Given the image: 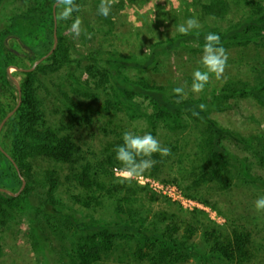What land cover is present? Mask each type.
Returning <instances> with one entry per match:
<instances>
[{
	"label": "rangeland",
	"instance_id": "374dc122",
	"mask_svg": "<svg viewBox=\"0 0 264 264\" xmlns=\"http://www.w3.org/2000/svg\"><path fill=\"white\" fill-rule=\"evenodd\" d=\"M15 1H7L6 7L2 8L0 31L8 25L7 18L17 6H25L22 0ZM99 4L100 0H83L81 6V15L92 31L87 35L88 42H82V34L79 38L73 37L69 31L71 19L61 21L65 33L75 43L73 58L82 61L83 67L75 65V76L92 85L97 80L85 69L92 64L86 61L88 57L99 56L105 61L112 52L126 57L128 63L138 61L145 64L157 48L176 43L186 36L177 33L176 28L189 18L195 17L200 25L189 34L211 32L220 38L229 31L239 30L249 21L264 22V0H112L110 15L106 19L97 14ZM49 36L50 32L43 31L37 42L23 43L15 38L7 42L10 50L9 81L14 88L0 92V103L8 115L19 104L17 84L21 87L24 78L16 65L24 67L19 70L33 68L38 61L32 60L30 47L44 43ZM203 44L190 42L173 51L162 50L147 69L127 64L120 69L130 80L162 90L166 100L172 103L185 106L197 102L209 108L210 120L233 134L232 138L222 141L224 158L232 166L229 173L217 180L204 176L203 170L211 166L200 156L204 151L208 153L205 142L210 137L205 136L208 125L201 116L196 117L193 110H179V121L173 122V116L163 115L151 99L134 94L132 99L136 107L131 106L122 101L110 85L98 91L93 88L95 98L89 99L83 95L88 89L81 90L68 79L67 68L57 74L42 75L38 93L47 125L60 137L69 140L72 152L64 161L35 158L34 172L37 178L43 170L54 173L59 186L57 199L66 205L65 214L73 210L80 220L100 221V211L91 212L75 203L74 196L83 193L79 178L86 176L97 186H108L111 179L99 169H113V173L119 169L114 148L122 143V134L125 131L138 135L151 133L162 147L170 149V155L163 158L166 162L162 178L154 179L177 187L184 197L202 204V209H186L139 186L136 181L138 187L147 191H139L134 200L124 201V208L142 211L144 214L136 219L145 218L139 225L151 232H163L169 223H182L184 229H192L195 235L191 240L184 230L179 236L187 247H194L208 226L231 237L237 228L239 234L251 242L254 259L249 264H264V212L258 213L254 207L256 199L264 195V164L256 154H264V103L255 91L264 88V27H252L241 38L235 36L233 41L222 44L228 55L224 73L220 79L211 77L203 92L193 93L192 74L198 68L203 70L200 64ZM54 47L55 44L52 50ZM177 87L184 89L182 97L173 94L172 90ZM75 103L83 105V114L75 115L80 121L72 118L71 107ZM147 116L156 123L155 129ZM234 138L252 148L239 144ZM246 167L251 177L245 175ZM17 170L22 186L17 189L15 197L22 196L31 182L21 176L19 168ZM115 177L120 179L118 183H122L121 178ZM163 178L176 179L180 185ZM31 183L36 192L30 197L24 195L21 206L14 207L0 227V264H60L63 260L68 264L82 263L81 254L75 248L85 242L81 237L97 233L75 235L73 226L63 217L52 212L48 216L38 215L36 212L41 207L38 195L46 196L47 190L40 180ZM126 219L116 210L108 211L107 221L111 225L123 223ZM113 234L117 250L108 257L102 255V260L95 264H139L133 254L140 236L127 231ZM72 243L76 245L71 248ZM188 264L200 263L194 258Z\"/></svg>",
	"mask_w": 264,
	"mask_h": 264
},
{
	"label": "trees",
	"instance_id": "16d2710c",
	"mask_svg": "<svg viewBox=\"0 0 264 264\" xmlns=\"http://www.w3.org/2000/svg\"><path fill=\"white\" fill-rule=\"evenodd\" d=\"M7 1L9 0H0V12L2 8L6 7L5 3ZM22 2L25 6H17L15 12L11 13L7 18L9 19L8 25L0 31V92L14 88L13 84L9 81L10 76L8 73L10 50L8 49L7 42L10 39L15 38L23 43L27 41L37 42L43 31L50 32L51 36L44 43H38L35 47H30L33 53L32 60L37 62L51 53L52 47L55 44L54 35L57 24L58 46L52 55L43 61L36 70L22 72L24 78L21 83V106L0 132V227L4 225V219L8 214H12L13 208L21 206L24 195L30 197L36 192V188L31 182L40 180V183L47 190V195L41 196L37 194L38 199L41 201V207L36 212L38 215L48 216L52 212L59 218L63 217V219L68 220L71 226H73L76 231L75 235H80L83 232L97 233L95 236L87 235L81 237V239H85V242L80 243L77 249L75 248V251L81 254L82 263L80 264H95L102 260V255L108 257L113 254L117 250L116 236L113 232L117 231L133 232L140 236L133 254V258L139 264H188L194 258L199 260L200 264L251 263L254 259L251 242L248 238H244L239 234L237 228H235L231 237L230 235L226 236L219 229L208 226L204 229L205 231H203L200 241L194 247H187L186 243L181 238L179 239L183 230L190 240L195 235L192 229H187L188 227L186 228L187 230L184 229L182 223L167 224L164 228V233L161 231L151 232L144 229V226L139 224L145 221V218H140L141 221L136 219L138 215L144 213L142 211L126 210L123 202L134 200L137 194L147 190L138 187L136 182L132 180H122V183H118L117 181L120 179L114 176L113 169L105 167L99 169L101 173L111 179L108 186H97L86 176L79 178V186L82 187L83 193L81 196H74L75 203L88 211L90 210L95 213L100 211L102 213L100 221L93 220L87 222L86 220H80L76 215V211L72 210L68 214L64 213L66 205L57 199L59 186L54 173L49 170H43L40 179L37 178V174L33 168V161L37 157L64 161L67 160V156L72 152L69 140L60 137L47 125L42 113V102L38 93V86H42V75L57 74L60 70L67 68L69 69L68 79L79 86L81 90L86 91L88 89L83 95L89 99L95 98L92 92L93 88L98 91L110 85L114 93L122 101L127 102L131 106L136 107L132 99L134 94L151 99L156 109L161 111L163 115L173 116V122L179 121V110L184 108L193 110L196 117L197 115L201 116L208 125L205 136H209L210 139L205 142V146L209 151L208 153L202 152L200 159L204 160L206 158L211 168L203 170L204 176L207 179L217 180L229 173L232 166L224 158L225 149L222 146V141L227 137L232 138L233 134L218 127L210 120L208 116L209 108L205 107L204 110H200L199 105L201 104L197 102H189L185 106L172 103L166 100L165 93L162 90L143 83L134 82L120 69L121 67H125L126 64L147 69L153 65L154 60L162 50L173 51L176 47L181 48L190 42H205L204 37L208 33L189 34L179 38L176 43L157 48L145 64H140L138 61L128 63L126 62V57L112 52L108 53V58L105 61L100 59L99 56L97 58L88 57L86 61L91 62L93 65L85 66V69L90 76L97 80L92 85L89 81L81 82V79L75 76V65L83 67L81 65L82 61L73 58L76 48L75 43L69 39L61 22L56 23L55 21L53 0H22ZM76 3L80 8L78 12L73 13L71 23L72 20L79 16L84 30L82 42H88L87 35L92 31L88 22L85 21L86 19L81 15L83 0H76ZM252 27H264V22L249 21L243 24L239 30L229 31L223 38H220L221 43L225 44L233 41L235 36L241 38V35L246 34ZM246 37H242V39ZM46 47L50 48L45 50ZM108 63L110 66L107 65ZM16 66L17 69L24 68L21 64ZM263 90L264 88H259L255 91L257 97L264 103ZM82 108V104H73L71 107L72 118L80 121L81 119L75 115L81 116L83 114ZM7 116L8 113L4 111L0 103V122L6 119ZM147 119L155 129L156 123L152 121L150 116H147ZM234 140L239 144L252 148L251 145L244 143L240 139L234 138ZM256 154L264 164V154ZM152 159L156 161L155 164L143 174L161 179L163 166L166 161L159 154H154ZM197 159L198 157L195 161ZM14 163L17 164L21 176L31 181L27 184L23 195L19 197H15L14 194L17 193V189L21 188L22 181ZM244 173L247 177H251L249 168L246 167ZM163 180L180 185V182L176 179L163 178ZM188 195L191 196L190 194ZM114 205L117 207H114ZM110 210H116L119 215H123L128 219L123 223L111 225L107 221L108 211ZM40 238L43 239L42 235ZM62 242L64 243L63 240ZM75 245L76 243H72L71 248L72 246L75 247ZM59 254L61 255V252ZM60 264L68 263L63 260Z\"/></svg>",
	"mask_w": 264,
	"mask_h": 264
},
{
	"label": "clouds",
	"instance_id": "9594fccd",
	"mask_svg": "<svg viewBox=\"0 0 264 264\" xmlns=\"http://www.w3.org/2000/svg\"><path fill=\"white\" fill-rule=\"evenodd\" d=\"M53 7L57 23L72 19L73 13L78 12L80 8L76 0H53ZM111 7L112 0H100L97 14L106 19L110 15ZM199 27L198 20L192 17L179 25L176 32L180 35H188ZM69 31L75 38L81 36L84 30L79 16L72 20ZM204 41L200 59L203 70L198 68L192 74L191 91L193 93L203 92L211 77L220 79L228 61L226 49L218 34L210 32L204 37ZM172 91L177 97H182L184 94V89L181 87L174 88ZM205 107L204 104L199 105L200 110H204ZM114 152V159L120 165L117 176L122 180L140 179L143 173L155 164L156 161L152 159L154 154H159L161 158L170 155V149L162 147L151 133L138 135L129 131L122 134V143L114 148ZM254 207L258 213L264 212V195L256 199Z\"/></svg>",
	"mask_w": 264,
	"mask_h": 264
},
{
	"label": "built area",
	"instance_id": "2783aa9c",
	"mask_svg": "<svg viewBox=\"0 0 264 264\" xmlns=\"http://www.w3.org/2000/svg\"><path fill=\"white\" fill-rule=\"evenodd\" d=\"M118 170L119 169H115V176H117ZM133 180L136 181L139 186L148 188L158 195L165 196L171 201L182 205L186 209H189L191 211L195 209H202V204L187 199L182 195V193L177 187L172 186L171 184H167L144 175H142L141 178L138 180Z\"/></svg>",
	"mask_w": 264,
	"mask_h": 264
},
{
	"label": "water",
	"instance_id": "95a60500",
	"mask_svg": "<svg viewBox=\"0 0 264 264\" xmlns=\"http://www.w3.org/2000/svg\"><path fill=\"white\" fill-rule=\"evenodd\" d=\"M54 16H55V9H54ZM57 23V22H56ZM57 45H58V37H57V24H56V27H55V47H54V49L51 51V53L47 56V57H45L44 59H42V60H40V61H38L36 64H35V66L33 67V68H31V69H28V70H19V69H17V71H34L35 69H36V67L39 65V64H41L43 61H45L50 55H52V53L55 51V49H56V47H57ZM10 74V73H9ZM17 88H18V93H19V97H20V101H19V104H18V106L14 109V111L12 112V113H10L7 117H6V119L3 121V123L1 124V126H0V132H1V130H2V128L4 127V125L11 119V117H13L14 116V114L17 112V110L19 109V107L21 106V103H22V101H21V99H22V90H21V87H20V85L19 84H17ZM16 166V165H15ZM16 168H17V166H16ZM18 169V168H17ZM15 196V195H14Z\"/></svg>",
	"mask_w": 264,
	"mask_h": 264
}]
</instances>
